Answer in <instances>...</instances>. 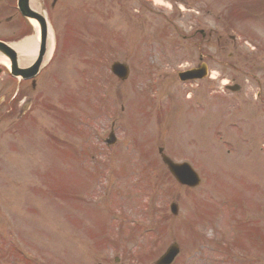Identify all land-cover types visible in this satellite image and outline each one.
<instances>
[{
	"label": "rangeland",
	"instance_id": "obj_1",
	"mask_svg": "<svg viewBox=\"0 0 264 264\" xmlns=\"http://www.w3.org/2000/svg\"><path fill=\"white\" fill-rule=\"evenodd\" d=\"M66 3L62 71L22 120L0 112V264H152L173 243L174 264H264V235L248 238L264 234V0ZM201 53L213 77L180 82ZM159 147L201 184H178Z\"/></svg>",
	"mask_w": 264,
	"mask_h": 264
},
{
	"label": "flooded vegetation",
	"instance_id": "obj_2",
	"mask_svg": "<svg viewBox=\"0 0 264 264\" xmlns=\"http://www.w3.org/2000/svg\"><path fill=\"white\" fill-rule=\"evenodd\" d=\"M39 4L41 8L56 7L58 0H29L28 6L31 9H37ZM30 21L22 14L18 0H0V41L10 43L19 42L31 31ZM0 51H5L0 48ZM24 66V65H22ZM17 65L16 71L22 68H29V65L22 67ZM33 70L27 72L31 76ZM40 75L27 79L14 77L8 69L0 67V111H11L17 115L18 110H26L30 92L36 88ZM36 80V81H34Z\"/></svg>",
	"mask_w": 264,
	"mask_h": 264
},
{
	"label": "water",
	"instance_id": "obj_3",
	"mask_svg": "<svg viewBox=\"0 0 264 264\" xmlns=\"http://www.w3.org/2000/svg\"><path fill=\"white\" fill-rule=\"evenodd\" d=\"M113 70L116 73L120 74L121 76L125 75L126 72L125 67L121 64H115ZM196 77H199V75H197L195 72H189L186 73V76L184 77L182 76V79L196 78ZM163 160L169 166L171 172L180 183L192 187L197 186L200 183V178L198 174L192 169V167L189 164L187 163L175 164L165 156H163ZM172 211L175 214L177 213L176 204H172ZM177 250H178L177 246H173V248L168 253V255L164 256L157 264H164L169 262L177 253Z\"/></svg>",
	"mask_w": 264,
	"mask_h": 264
},
{
	"label": "bare ground",
	"instance_id": "obj_4",
	"mask_svg": "<svg viewBox=\"0 0 264 264\" xmlns=\"http://www.w3.org/2000/svg\"><path fill=\"white\" fill-rule=\"evenodd\" d=\"M14 46L20 51L32 53V52H35L37 45H36V41L34 40V38L30 37V38H26L25 40H23L22 42L18 44H15Z\"/></svg>",
	"mask_w": 264,
	"mask_h": 264
}]
</instances>
